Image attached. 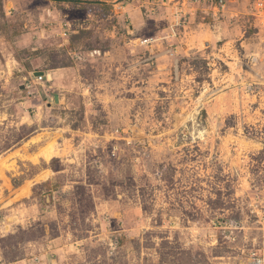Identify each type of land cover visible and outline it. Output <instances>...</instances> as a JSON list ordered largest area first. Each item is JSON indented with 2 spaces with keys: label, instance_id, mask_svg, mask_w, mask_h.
<instances>
[{
  "label": "rangeland",
  "instance_id": "374dc122",
  "mask_svg": "<svg viewBox=\"0 0 264 264\" xmlns=\"http://www.w3.org/2000/svg\"><path fill=\"white\" fill-rule=\"evenodd\" d=\"M222 2L0 0V264H264V0Z\"/></svg>",
  "mask_w": 264,
  "mask_h": 264
},
{
  "label": "crops",
  "instance_id": "0c3cea01",
  "mask_svg": "<svg viewBox=\"0 0 264 264\" xmlns=\"http://www.w3.org/2000/svg\"><path fill=\"white\" fill-rule=\"evenodd\" d=\"M231 14H233L231 10H225V11H224V15H226V17H227L226 20H225V24L231 22V21H230ZM233 15H234V14H233ZM221 23H222V21H221ZM230 34H231V33H230ZM224 37H229V35L224 36ZM257 38H258V40H259V43L257 44V48L254 49L253 54H254V55H258L259 58H260V56H261V54H262V51H261V47H262V46H260V45H261V41H260V40L262 39V37H257ZM246 40H247V39H246ZM246 40H245V43H247ZM254 40H255V39L252 37V41H254ZM250 42H251V40H249V44L251 45ZM46 147H47V146L41 148V149H42V152H43L44 155H45L44 150L46 149ZM45 156H46V155H45ZM50 156H51V154H50ZM47 158H49V157H47Z\"/></svg>",
  "mask_w": 264,
  "mask_h": 264
},
{
  "label": "trees",
  "instance_id": "16d2710c",
  "mask_svg": "<svg viewBox=\"0 0 264 264\" xmlns=\"http://www.w3.org/2000/svg\"><path fill=\"white\" fill-rule=\"evenodd\" d=\"M28 137V134L27 133H24V134H20L19 136H18V138L16 139V141H15V144H20L21 143V141L23 140V139H25V138H27ZM11 147H7L5 150H8V149H10Z\"/></svg>",
  "mask_w": 264,
  "mask_h": 264
},
{
  "label": "bare ground",
  "instance_id": "6f19581e",
  "mask_svg": "<svg viewBox=\"0 0 264 264\" xmlns=\"http://www.w3.org/2000/svg\"><path fill=\"white\" fill-rule=\"evenodd\" d=\"M44 151H45V150H44ZM45 153H46V151H45ZM46 156H47V157H50V153L47 152V153H46Z\"/></svg>",
  "mask_w": 264,
  "mask_h": 264
},
{
  "label": "water",
  "instance_id": "95a60500",
  "mask_svg": "<svg viewBox=\"0 0 264 264\" xmlns=\"http://www.w3.org/2000/svg\"><path fill=\"white\" fill-rule=\"evenodd\" d=\"M36 73H37V75H40V74H42L43 72L39 71V72H36Z\"/></svg>",
  "mask_w": 264,
  "mask_h": 264
},
{
  "label": "built area",
  "instance_id": "2783aa9c",
  "mask_svg": "<svg viewBox=\"0 0 264 264\" xmlns=\"http://www.w3.org/2000/svg\"><path fill=\"white\" fill-rule=\"evenodd\" d=\"M221 2H222V0H221ZM222 6H224V4H223V2H222ZM41 79L43 78V76H39Z\"/></svg>",
  "mask_w": 264,
  "mask_h": 264
}]
</instances>
